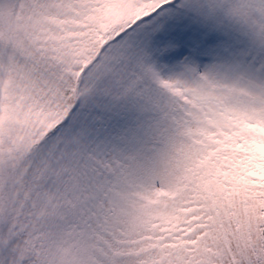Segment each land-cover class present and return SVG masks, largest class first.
I'll return each instance as SVG.
<instances>
[{"label":"snow or ice","instance_id":"6c2138e0","mask_svg":"<svg viewBox=\"0 0 264 264\" xmlns=\"http://www.w3.org/2000/svg\"><path fill=\"white\" fill-rule=\"evenodd\" d=\"M0 264H264V0H0Z\"/></svg>","mask_w":264,"mask_h":264}]
</instances>
